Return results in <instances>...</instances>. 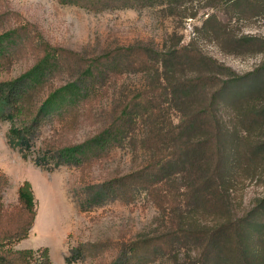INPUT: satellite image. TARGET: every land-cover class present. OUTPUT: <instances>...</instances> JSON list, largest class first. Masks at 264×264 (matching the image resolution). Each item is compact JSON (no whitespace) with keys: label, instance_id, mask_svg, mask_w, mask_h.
<instances>
[{"label":"rangeland","instance_id":"obj_1","mask_svg":"<svg viewBox=\"0 0 264 264\" xmlns=\"http://www.w3.org/2000/svg\"><path fill=\"white\" fill-rule=\"evenodd\" d=\"M258 15L254 7L225 0H0V34L19 30L13 51L0 67V81L16 79L29 70L41 58L44 43L86 59L132 45L165 51L187 47L246 77L236 86L238 94L229 91L221 99L226 161L224 200L219 207H214L212 185L204 189L205 200L198 206L185 198L171 205L161 196L160 188L179 194L191 188L198 176L190 166L181 168L170 181H166L167 174L133 180L129 193H118L112 186L115 179L151 168L157 157L151 138L159 133L153 118L132 126L122 142L92 155L83 166L63 162L55 154L42 166L35 164L49 147L82 143L106 129L127 99L157 86L158 79L165 76L163 71L154 72L150 64L149 70H142L126 58L112 63L108 78L99 82L88 98L73 105L69 115H54L41 124L27 159L18 146L9 145L12 123L0 118V173L8 180L1 189L0 211H19L18 190L25 181L32 183L37 202L29 237L10 249L47 248L52 264H67V258L70 264H112L137 243L140 259L136 264H190L201 257L203 241L186 240L173 252L156 241L143 242L174 235L181 227L196 224L211 228L240 221L258 208L264 198V154L254 152L258 144L264 145V125L254 124L250 112L263 108L264 94L258 93L262 82L250 83L247 77L261 69L264 54L233 49L230 39L244 34L264 36V19ZM171 72L176 79L210 73L192 64L171 68ZM79 75L80 68L66 56L38 102L45 98L47 89L65 85ZM218 87L219 82L206 84L191 95V110L206 105ZM171 114L178 121L180 112ZM259 215L250 219L264 225V216ZM249 236L250 249L260 255L257 264H264V230Z\"/></svg>","mask_w":264,"mask_h":264},{"label":"trees","instance_id":"obj_2","mask_svg":"<svg viewBox=\"0 0 264 264\" xmlns=\"http://www.w3.org/2000/svg\"><path fill=\"white\" fill-rule=\"evenodd\" d=\"M225 1L254 7L259 12L258 16L264 19V0ZM63 2L71 3L74 0H63ZM92 5L93 3H89L88 6ZM18 34V29L0 34V67L13 51ZM230 39L233 49L253 50L264 54V36L244 34ZM165 50L132 45L120 47L116 51L94 59H86L76 52L44 43L41 58L29 70L16 79L0 81V118L12 123L8 133L9 145L18 146L23 157L27 159L34 143V135L41 124L54 115L62 118L69 115L73 105L88 98L92 89L108 78L112 63L126 58L132 61L133 66L142 70H149L148 64H150L154 72L163 71L165 76L158 79L157 86L151 91L135 93L127 99L116 111L112 123L106 129L82 143L49 147L48 153L39 156L35 164L42 166L50 154H55L63 162L83 166L92 155L122 142L126 137L125 133L132 126L153 118L159 133L151 138L157 156L151 168L139 174L115 179L111 182L112 186L117 188L118 193L124 190L125 193H129L128 187L132 185L133 180L143 181L153 179L156 175L167 174L166 181H170L169 178L179 173L181 168L190 166V170L198 176L191 188L181 194L160 188L161 196L171 205L185 198L186 201H193L198 206L205 200L204 189L212 185L216 193L214 207L216 205L219 207L224 200L221 193L226 161L222 143L225 126L219 115L221 99H225L229 91L234 90L233 93L238 94L236 86L242 85L246 77L240 76L231 68L219 64L196 49L180 47ZM66 56H71L76 66L80 68L79 77L60 87L47 89L45 98L38 102L40 93L44 92L48 80ZM187 64L199 66L204 70L207 68L210 73L205 77L191 79L173 77L171 68ZM263 74L264 64L260 70L251 75V78L247 77L250 83L262 82L263 88L258 91L260 95L264 94ZM218 82L219 87L210 101L196 111L191 110V95L197 94L206 84L215 85ZM171 110L180 112L178 121L171 114ZM250 115L254 124L264 125V106L260 110L252 109ZM18 121L22 122L20 126L17 125ZM257 148L254 153L264 154V145L258 144ZM126 180L130 184L127 185ZM7 182V177L0 173V200L1 189ZM18 194L19 211L8 213L0 211V264H52L47 248L38 251L10 249L13 244L29 237L37 216V202L32 183L25 181L19 187ZM256 214L264 216V198L258 208L240 221H227L211 228L196 224L191 227H181L174 235H165L160 240L153 239L143 244L156 241L154 243H160L162 248L173 252L180 247L181 242L189 239L201 240L202 255L195 263L190 264H257L260 255L259 252L250 249L249 234L260 229L264 230V225L258 224L254 218V220L250 219ZM137 251L138 244L133 243L126 254L117 258L112 264H136L140 259ZM70 262L71 259L67 258L66 263L70 264Z\"/></svg>","mask_w":264,"mask_h":264}]
</instances>
